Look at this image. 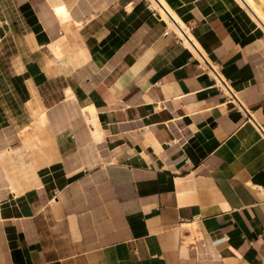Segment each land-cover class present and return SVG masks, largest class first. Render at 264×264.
Returning a JSON list of instances; mask_svg holds the SVG:
<instances>
[{
	"label": "crops",
	"instance_id": "1",
	"mask_svg": "<svg viewBox=\"0 0 264 264\" xmlns=\"http://www.w3.org/2000/svg\"><path fill=\"white\" fill-rule=\"evenodd\" d=\"M164 1L214 69L147 0H0V264H264V26Z\"/></svg>",
	"mask_w": 264,
	"mask_h": 264
},
{
	"label": "bare ground",
	"instance_id": "2",
	"mask_svg": "<svg viewBox=\"0 0 264 264\" xmlns=\"http://www.w3.org/2000/svg\"><path fill=\"white\" fill-rule=\"evenodd\" d=\"M147 1L150 2L152 9H154L160 15L161 19L165 21L167 28L171 32H173L178 38H180L183 45L187 49H189L192 55L196 57L204 65H206L205 62H207L214 69L215 67L213 66V64L210 63L209 59L204 54L203 50L200 49L199 43L191 35L189 29L186 27L184 22L175 14L174 10H172L164 0H147ZM235 1L241 8H243L246 11L249 17L259 27L262 28V26H264V19L260 15V12L262 11V9H264V0H235ZM72 23L78 25V23L76 22H72ZM213 73L215 72L213 71ZM69 91H70L69 96H71L72 92L70 89ZM33 93H34L33 100L31 101L28 100L29 102L27 103V105L30 107L33 121L42 123L46 119V116H47L46 110L40 104L36 93L35 92ZM81 108L84 114L86 115V118H92L96 116V110L92 104L81 106ZM86 111L88 113H86ZM23 148L24 147H22V149ZM8 153L10 156L14 158H18V157L20 158L23 156L24 151L21 150V148H17V149H11Z\"/></svg>",
	"mask_w": 264,
	"mask_h": 264
},
{
	"label": "built area",
	"instance_id": "3",
	"mask_svg": "<svg viewBox=\"0 0 264 264\" xmlns=\"http://www.w3.org/2000/svg\"><path fill=\"white\" fill-rule=\"evenodd\" d=\"M167 32H170V30L168 29V30L166 31V33H167ZM175 36H176V35H175Z\"/></svg>",
	"mask_w": 264,
	"mask_h": 264
}]
</instances>
